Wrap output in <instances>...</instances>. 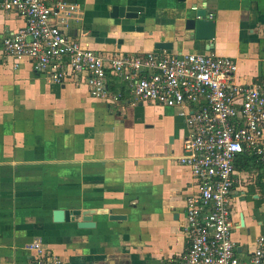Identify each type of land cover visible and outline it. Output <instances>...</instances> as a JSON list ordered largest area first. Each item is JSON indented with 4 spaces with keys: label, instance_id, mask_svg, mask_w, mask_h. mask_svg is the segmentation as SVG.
I'll list each match as a JSON object with an SVG mask.
<instances>
[{
    "label": "crops",
    "instance_id": "obj_1",
    "mask_svg": "<svg viewBox=\"0 0 264 264\" xmlns=\"http://www.w3.org/2000/svg\"><path fill=\"white\" fill-rule=\"evenodd\" d=\"M55 1L76 8L64 32L104 59L155 52L153 43L162 40L171 49L161 53L231 58L236 83L264 84V0ZM119 3L142 11L135 20L111 18ZM190 8L213 17L211 41L191 40L183 31ZM21 27L20 17L0 10V41ZM130 82L127 74H108V96L94 99L83 84L48 82L27 61L13 68L0 54V264H34L27 249L33 243L62 264L181 259L190 178L176 159L185 125L177 109L135 100ZM244 157L235 160L230 196L231 241L240 260L264 236V168L243 165ZM54 210H79L93 225L78 228L80 216L53 222Z\"/></svg>",
    "mask_w": 264,
    "mask_h": 264
},
{
    "label": "built area",
    "instance_id": "obj_2",
    "mask_svg": "<svg viewBox=\"0 0 264 264\" xmlns=\"http://www.w3.org/2000/svg\"><path fill=\"white\" fill-rule=\"evenodd\" d=\"M0 10L20 17L23 27L0 41V54L54 84H83L94 99H106L107 75L130 78L133 98L177 109L186 136L177 163L189 172L181 232L186 248L174 264H264V236L251 254L236 257L230 196L235 160L252 157L264 168V84H238L231 58L205 54L148 52L104 59L64 30L74 5L55 0H1ZM119 94L113 95V99ZM34 264H62L39 243L28 248Z\"/></svg>",
    "mask_w": 264,
    "mask_h": 264
},
{
    "label": "water",
    "instance_id": "obj_3",
    "mask_svg": "<svg viewBox=\"0 0 264 264\" xmlns=\"http://www.w3.org/2000/svg\"><path fill=\"white\" fill-rule=\"evenodd\" d=\"M179 2H184V0H177ZM142 11L141 8L137 6H132L129 4H117L112 5L110 9L111 18H123V19H137L138 13ZM183 31L190 37L191 40L208 42L214 37V19L211 16H207L205 10L199 8H190L183 13ZM140 29V28H137ZM104 40V41H103ZM98 41H103L104 43H114L112 39H98ZM120 42H117V44ZM153 50L161 53L162 51H168L171 49L170 42L157 41L153 43ZM53 222H63V221H73L74 218L80 216V220L76 222L78 228H91L92 223L89 222V218L86 214H81L79 210H54L51 214ZM108 219L120 220L124 219V216L111 215Z\"/></svg>",
    "mask_w": 264,
    "mask_h": 264
},
{
    "label": "trees",
    "instance_id": "obj_4",
    "mask_svg": "<svg viewBox=\"0 0 264 264\" xmlns=\"http://www.w3.org/2000/svg\"><path fill=\"white\" fill-rule=\"evenodd\" d=\"M241 161H242V164H243V165H246V164L250 161V163H253V165H256V168H257V169H260V166H261V165L258 164V163H256L252 157H244V158H242ZM253 165L250 164V166H253ZM243 167H244V166H243ZM261 168H262V167H261ZM242 169H243V168H242ZM262 175H263V172L258 173L257 177H258V180H259V181H260Z\"/></svg>",
    "mask_w": 264,
    "mask_h": 264
}]
</instances>
